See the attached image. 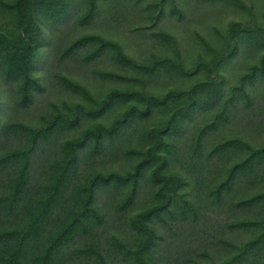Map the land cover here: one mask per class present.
Segmentation results:
<instances>
[{"label":"trees","instance_id":"trees-1","mask_svg":"<svg viewBox=\"0 0 264 264\" xmlns=\"http://www.w3.org/2000/svg\"><path fill=\"white\" fill-rule=\"evenodd\" d=\"M115 1L125 10L132 4V9H139L156 27L170 2L174 13L181 12L176 0H152L147 5V0ZM201 1L243 6L241 0ZM105 7V0H0V12L6 16L0 23V69L6 83L21 79L22 105L32 102L41 85L33 71L41 47L51 38L46 26L55 31L58 47L64 43L60 35L65 24L76 17L81 25L115 23L119 12L101 21L108 15ZM109 7L111 12L113 6ZM256 20L252 27L231 21L221 47L190 64L180 41L167 32H144L159 46L167 44L169 48H163L167 53L143 61L128 55L121 42L99 33H84L66 44L62 59L86 54L79 69L82 72L91 71L95 60L109 56L142 80L139 86L118 87L95 96L86 86L64 77L65 87L81 93L85 101L65 105L42 118L39 125L15 121L2 125L0 131L23 142L0 155V264H205L202 260L187 263L189 260L165 248L174 233L170 222L178 219L177 215L205 227L206 214L198 212L187 196L192 195L193 177L196 185L204 186L205 179L199 176L207 172L217 174L216 185L208 194L218 208L228 203L245 180L260 190L236 205L254 208V218L227 226L231 231L250 232L251 237L238 244L224 240L222 256L212 250L206 264H264V182L260 184L264 140L254 143L239 135L208 140L229 122L262 123L249 108L255 106V90L264 88V54L236 84L227 85L226 79L243 50L251 46L264 49V21ZM53 52L58 54L59 48ZM95 73L104 76V71ZM165 76L198 80L187 88L154 94L148 82L158 85ZM213 109L201 128L193 124ZM144 120L148 122L140 134L144 146L124 151L133 161L129 168L105 170L94 162L97 156L107 157L120 149V140L134 123ZM62 132L75 135L65 139L54 154L45 155L48 145ZM188 134L193 139L186 145L182 139ZM229 159L234 161L224 166ZM143 186H148L150 193L140 203ZM205 240L212 249V237ZM199 252L195 253L199 258L207 256Z\"/></svg>","mask_w":264,"mask_h":264},{"label":"rangeland","instance_id":"rangeland-1","mask_svg":"<svg viewBox=\"0 0 264 264\" xmlns=\"http://www.w3.org/2000/svg\"><path fill=\"white\" fill-rule=\"evenodd\" d=\"M107 7L103 10L108 14L105 16L107 20L109 15H115L119 12V16L115 23H100L98 25H81L76 22V18L65 24L62 30L60 38L64 41L60 46L55 45V39L52 29L46 26L47 34L51 35V38L41 47L40 54L38 56V64L33 71V76L40 81V87L34 91L32 96V102L28 105L21 104V86L22 81L18 78H12L11 81L6 83L4 80V70L0 69V128L3 124L9 122H21L30 125H39L42 118L56 112L57 110L64 108L65 105L74 104L77 102L85 101L81 93H77L65 87L66 81L64 77L74 80L86 86L90 92L95 96H104L107 93L112 92L116 88L134 86L141 83V76L134 71H128L117 63L113 62V59L109 56L95 60L91 71L87 70L82 72L80 69L81 62L84 58V53H80L75 58H63L61 54L65 45L72 39L81 36L84 33H99L102 34L108 40L119 41L125 47V52L133 58L143 61L149 60L150 57L156 53L164 52V47L168 45H158L157 42L152 41L150 35L147 33L152 32H167L174 35L175 38L180 41V46L184 51V54L188 57V62L195 63L200 55L207 56L210 51L215 48H220L223 41L222 35L226 34L229 23L233 20L242 21L243 23L250 24L251 27L255 26L251 24L254 19L256 22L264 21V0H241L243 6L238 4H232L229 2H219V5H212L210 3H204L201 0H176V4L179 5L181 12L179 14L174 13L172 10V3L167 4L163 19L159 22L158 26H152L151 20L145 19L140 13L139 9H132V4L129 5L128 10H125L119 4V1L105 0ZM144 1L145 5L147 2ZM208 2V1H207ZM83 5V4H82ZM109 5L113 6V10L110 12ZM143 6V5H142ZM6 17L0 12V23L3 22ZM51 26V25H50ZM55 26V24H54ZM114 26V27H110ZM58 32V31H57ZM147 32V33H144ZM61 33V32H60ZM59 48V53H54V49ZM168 51H172L170 48ZM53 52V53H52ZM52 53V54H51ZM89 55V53H87ZM264 54L262 47L251 46L246 51L243 50L239 58H237L232 65V69L226 73L227 85L236 84L240 75L250 68L253 64L257 63L261 56ZM95 70V71H94ZM96 70L104 71V76L96 75ZM94 71V72H93ZM198 80V79H197ZM197 80L184 81L180 77L165 76L156 82H148V86L152 88L154 94L163 95L171 88H187L196 83ZM261 85V84H260ZM264 88L262 86L255 90L254 94V107H250L249 112H253V115H259L262 123L254 122L252 125L249 123H243L241 121L229 122L225 127L220 128L209 135V143L219 138H227L231 136H242L248 138L254 143H258L264 140ZM263 93V94H262ZM242 106V103H241ZM248 109V108H245ZM214 109L209 112L200 115L195 123L196 127L201 128L212 117ZM164 114L156 115V119L160 120ZM153 122H150L152 125ZM88 125V124H87ZM86 125V126H87ZM148 122L139 121L134 123L129 134H126L120 140V149L110 152L107 157L103 155L97 156L94 162H97L100 168L105 170L117 169L123 170L129 168L132 164V159H128V155L124 152L128 149L142 148L144 141L141 139V132L147 128ZM84 127H81V130ZM76 132V131H75ZM75 132H62L54 141L46 148L45 155L54 154L57 148L65 141V139L72 138ZM192 134V133H191ZM191 134L184 136L182 142L188 145L192 143L193 137ZM191 139V140H189ZM23 141L18 140L13 135H8L0 131V155L8 151L19 147ZM182 143V145H183ZM234 157L233 159H236ZM234 161L229 159L220 162L221 168ZM93 162V163H94ZM214 172H207L200 175L199 178H204L206 185L200 186L195 184V177L192 179L190 185V192L192 195L187 196L188 201L198 211L206 214L208 221H206L205 227H198L191 219L182 218L181 215H177L176 220L171 221L170 225L174 230L171 242L167 244L165 251H171L180 255L183 260H189L187 263H192L194 260H202L203 263L209 261L208 255L215 252H220L222 256V246H224V240L226 242L239 243L251 237V233L245 231H231L227 229V226L234 221L253 219L256 214L254 208H241L237 207V203L244 197H249L254 192L260 190L258 185H249L247 180L241 182L229 197V201L225 206H213L212 195H209L210 189L216 185V175ZM211 174V175H210ZM264 182V176L261 178L260 184ZM259 184V185H260ZM1 185V183H0ZM150 191L148 186H143L141 190L140 199L138 202L142 203L148 197ZM201 214V213H200ZM198 218L197 222L200 221ZM198 225V224H197ZM212 237V243L214 247H211L205 243V239ZM205 240V241H204ZM211 241V240H209ZM205 244V246H204ZM200 251V252H199ZM200 254L207 253L204 259L199 258L195 253ZM227 253V252H226ZM195 254V255H194ZM215 258V257H214Z\"/></svg>","mask_w":264,"mask_h":264}]
</instances>
